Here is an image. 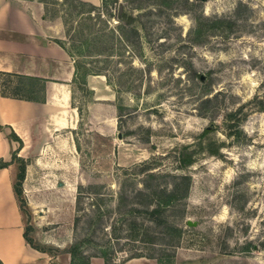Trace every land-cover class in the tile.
<instances>
[{
  "label": "rangeland",
  "instance_id": "rangeland-1",
  "mask_svg": "<svg viewBox=\"0 0 264 264\" xmlns=\"http://www.w3.org/2000/svg\"><path fill=\"white\" fill-rule=\"evenodd\" d=\"M39 1L77 67L80 122L27 165L34 249L61 264L77 244L90 264H264V0ZM88 75L111 87L110 116L97 101L89 120ZM206 128L222 157L178 170L176 149ZM184 174L167 225L133 211L156 206L147 185Z\"/></svg>",
  "mask_w": 264,
  "mask_h": 264
},
{
  "label": "crops",
  "instance_id": "crops-1",
  "mask_svg": "<svg viewBox=\"0 0 264 264\" xmlns=\"http://www.w3.org/2000/svg\"><path fill=\"white\" fill-rule=\"evenodd\" d=\"M46 10L39 0H0V72L13 77L7 82L9 86L17 84L16 77L40 81L35 91L24 98L0 96V125L4 127L0 129V161L6 163L11 162L16 151L29 163L51 141L58 140L59 132L64 129L74 132L80 122V106L73 86L78 70L72 55L58 44L57 40H62L61 31L48 20ZM96 77L84 78L88 88L80 98L88 103L89 120L96 119L92 105L97 101L109 107V116L112 114V89L105 77ZM13 133L22 146L12 138ZM17 175L15 164L0 169V261L61 264L58 256L49 258L25 239L24 216L14 190Z\"/></svg>",
  "mask_w": 264,
  "mask_h": 264
},
{
  "label": "trees",
  "instance_id": "trees-1",
  "mask_svg": "<svg viewBox=\"0 0 264 264\" xmlns=\"http://www.w3.org/2000/svg\"><path fill=\"white\" fill-rule=\"evenodd\" d=\"M194 5V4H192ZM122 16V17H121ZM124 17H126L125 9L121 11L120 18L123 20ZM131 24L134 23V19L131 17ZM201 29V20H196V28L193 30V34L199 35ZM58 44L65 48L63 46V43L58 41ZM3 78H7L6 80H2ZM13 78L11 75L4 74L0 72V96H21L24 98L26 95H30V93L35 91L37 87V82H40L36 79H25L22 77H16L15 83H17L15 86H9L7 83L9 79ZM85 76L83 77L84 81ZM26 81H29L26 83ZM12 94H9L11 93ZM32 94V93H31ZM29 97V96H28ZM209 103V101H204L203 105H206ZM230 121H233L231 125H229V136H240V131L238 126V120L236 119V115H229ZM0 129L3 130L4 127L0 125ZM231 129L235 131H231ZM216 131L213 129L206 128L195 140L194 143L183 145L176 149L175 156L176 160L178 162V170L181 171H188L189 168H191L193 165L197 164L202 158L204 157H222L221 149L225 146L224 142H219L216 139ZM12 138L18 140L20 142V146H22V141L16 136L15 133L12 134ZM19 152L16 151L12 155V160L10 163H6L3 161H0V169L8 168L10 165L15 164L18 167V175L16 177V181L14 184V190L16 192L18 202L20 205V209L23 213V210H25L26 205H24V197H23V184L25 181L26 176V169L28 162H26L24 159L20 158L18 156ZM157 180V178H156ZM146 188H152L155 189L154 191V199L156 201V206L154 209L150 210L147 209L144 211L133 209L136 213H145L148 215V217L154 221L155 225H167V219L164 217L165 211L168 210V208L172 207L173 205H176L179 200L185 198L187 195L189 188H190V176L187 174L184 175H178L176 177H173V185L171 191H168L165 187L162 188L161 183H159L156 187H149V185L146 186ZM182 190L185 191V194L182 193ZM151 198V197H150ZM24 208V209H23ZM25 239L27 243L33 247L32 241L28 238L27 232L25 231ZM34 248V247H33ZM81 247L79 244L72 246L66 254L70 255L71 257V263L70 264H90L91 258L86 257L81 252ZM107 264H111L110 259L106 252H104L102 256ZM144 257L142 253H138L131 259L135 258H142ZM0 264H3L0 261Z\"/></svg>",
  "mask_w": 264,
  "mask_h": 264
},
{
  "label": "water",
  "instance_id": "water-1",
  "mask_svg": "<svg viewBox=\"0 0 264 264\" xmlns=\"http://www.w3.org/2000/svg\"><path fill=\"white\" fill-rule=\"evenodd\" d=\"M213 129V128H212Z\"/></svg>",
  "mask_w": 264,
  "mask_h": 264
}]
</instances>
